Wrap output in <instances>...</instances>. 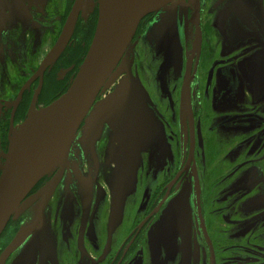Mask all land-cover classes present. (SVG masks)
Wrapping results in <instances>:
<instances>
[{
    "label": "flooded vegetation",
    "instance_id": "1",
    "mask_svg": "<svg viewBox=\"0 0 264 264\" xmlns=\"http://www.w3.org/2000/svg\"><path fill=\"white\" fill-rule=\"evenodd\" d=\"M83 1L65 49L40 71L77 0H0V149L35 95L45 107L76 77L99 19V0ZM159 2L61 174L30 192L59 178L38 240L26 235L3 264H264V0ZM131 78L147 95L139 89L136 112L149 137L127 150L111 122L132 116L118 86ZM35 205L0 235V260Z\"/></svg>",
    "mask_w": 264,
    "mask_h": 264
},
{
    "label": "water",
    "instance_id": "2",
    "mask_svg": "<svg viewBox=\"0 0 264 264\" xmlns=\"http://www.w3.org/2000/svg\"><path fill=\"white\" fill-rule=\"evenodd\" d=\"M86 3L77 0L60 37L41 64L40 71L55 62L63 52L73 33L77 13ZM159 3V0H99V19L94 38L69 88L42 108L36 107L35 95L25 119L10 130L8 148L0 150V235L11 219H16L27 208L36 205L33 221L21 227L3 254L0 264L26 235L34 233L38 240L39 222L59 178L55 177L35 194L29 195L30 192L44 176L57 169H60L61 174L68 163L71 145L82 120L90 112L100 90L113 82L115 69L130 46L139 22L158 8ZM118 86H121V95L124 96L119 100L120 105L126 106L125 110H131L132 116L123 122L116 116L111 124L124 143V148L132 150L127 145L133 143L140 147L141 142H147L140 139L141 135L149 137V130L137 113L143 105L139 95V89L143 87L137 78H131ZM123 87L128 88L124 90ZM142 92L144 101L147 95L144 89ZM119 125L125 128L126 134H119ZM118 182L117 190L123 194L127 186L124 183L122 185L121 179Z\"/></svg>",
    "mask_w": 264,
    "mask_h": 264
},
{
    "label": "rangeland",
    "instance_id": "3",
    "mask_svg": "<svg viewBox=\"0 0 264 264\" xmlns=\"http://www.w3.org/2000/svg\"><path fill=\"white\" fill-rule=\"evenodd\" d=\"M1 150V149H0Z\"/></svg>",
    "mask_w": 264,
    "mask_h": 264
}]
</instances>
